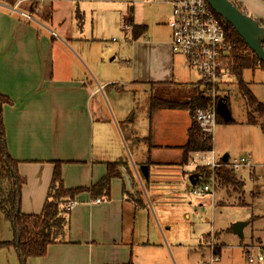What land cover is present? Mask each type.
I'll return each mask as SVG.
<instances>
[{"label":"crops","instance_id":"crops-1","mask_svg":"<svg viewBox=\"0 0 264 264\" xmlns=\"http://www.w3.org/2000/svg\"><path fill=\"white\" fill-rule=\"evenodd\" d=\"M230 1L264 24V0ZM42 2L0 0V93L11 101L3 107L5 144L9 155L19 161V175L26 180L20 211L25 215L42 212L56 162L63 163L66 189L89 188L106 175L108 163H125L142 192L143 207L128 200L121 178L111 181L109 200L82 192L69 211L65 241L50 245L44 257L30 258L26 264H173L172 259L178 264L175 256L184 243L173 231L183 220H190L188 212L194 204L189 198L193 185L188 188L185 176L194 174L198 165L192 167L191 160L204 154L193 153L183 163L181 147L187 141L191 116L184 110L162 109L151 117L148 111L147 134L143 129L134 138L137 132L129 126L123 131V126L136 120V113L128 121L132 108L115 104L109 111L96 100L104 90L123 81L109 79L105 64L92 56L94 39H87L84 23L79 24V15L84 19L85 13L78 9L73 27L69 17H53L49 27L31 15L41 17ZM166 4L170 6L169 20L172 6ZM21 6L24 9L18 10ZM20 12L32 19L20 16ZM138 14L133 24L146 25ZM148 32L147 27L145 35ZM145 35L133 39L132 45L137 55L140 47L145 49L152 62L144 72L133 67L127 85L179 82L177 55L170 47L172 33L164 41ZM151 35L156 36L155 32ZM130 140L133 152L129 154ZM142 141L148 143L146 148H142ZM144 165L148 178L140 170ZM98 199L100 203H95Z\"/></svg>","mask_w":264,"mask_h":264},{"label":"rangeland","instance_id":"rangeland-1","mask_svg":"<svg viewBox=\"0 0 264 264\" xmlns=\"http://www.w3.org/2000/svg\"><path fill=\"white\" fill-rule=\"evenodd\" d=\"M42 1L45 7L41 17L35 13L31 15L49 27L53 17L61 20L69 17L73 27L76 24L78 9L82 14L85 13L84 36L87 39L90 37L94 39L91 42L92 56L101 59L105 64L104 71L109 79L116 80L118 83L123 81V84L112 85L111 90H104L96 100L100 101L101 108H107L109 111L111 108L113 110L116 108L115 104L119 108H132L128 121L135 113L136 120L123 126V131L129 126L135 129L134 133L137 132L134 138L140 135L143 129L147 134L149 123L146 114L150 108L151 98L154 95L160 96L166 89H162V85H127L132 79V68L134 67L137 72L147 71L152 60L148 57L146 50L141 47L137 55L135 45H132V32L125 29V24L131 20L137 23L135 13L138 11V18H143L150 31L145 35L146 38L149 36L150 40L160 41L168 39L171 33L168 23L171 18L168 20L170 6L166 4V0H79L57 4L52 0ZM132 8H134V14ZM21 9L24 7L18 8V10ZM69 12L70 16H68ZM152 32H155L156 36L151 35ZM176 66L180 79L176 84H181L173 86L174 88L182 89L186 96H195L200 89L208 94L207 84L196 70L188 68L181 55L176 56ZM90 68L94 71L91 65ZM243 80L250 84L254 97L264 105V72L260 69L254 72L246 70L243 73ZM198 82L203 83L201 87L198 86ZM216 85L217 97L223 98L229 95L230 111L235 122L217 123L213 134L212 151L219 159L226 154L230 159L245 157L252 167L235 172L237 185H216L213 196L206 194L197 197L190 193L189 198L192 203L194 202L191 211L188 212L190 220L187 222L183 220V224L173 231L181 235L180 239H183L184 243L175 256L178 264H206L210 260V246L220 251L219 262L216 264H250L247 250L251 247L264 250V135L259 125L247 123L246 103L238 92L235 78L228 76L218 81ZM116 92H118L117 95ZM95 103L94 99L93 104ZM131 143L132 140L128 144L131 151L127 148L129 154L133 152ZM141 146L146 148L148 143L142 141ZM144 155L146 157L147 153ZM211 157L212 152L203 154L198 159L196 157L191 160V166L194 167L196 163H207ZM189 175L191 174L185 176L188 188H190ZM205 181L202 175L197 186ZM211 198H213V204H211ZM201 201L202 205L199 204ZM1 217L0 213V242H12L13 228L9 222H3ZM174 219L178 220V216H174ZM239 222L247 223L243 228L242 237L233 232L234 224ZM172 251L175 253L174 246ZM202 254L205 255L202 256ZM172 262L174 264L173 259ZM0 264H20L13 246L0 250Z\"/></svg>","mask_w":264,"mask_h":264},{"label":"trees","instance_id":"trees-1","mask_svg":"<svg viewBox=\"0 0 264 264\" xmlns=\"http://www.w3.org/2000/svg\"><path fill=\"white\" fill-rule=\"evenodd\" d=\"M237 7L243 11L240 6ZM216 16L223 27L226 42L229 46L227 56L229 70L235 78L240 96L246 103L248 111L247 123L259 125L264 135V105L254 97L250 89V84L243 80V73L246 70H252L254 72L260 69L264 72V62L258 59L256 54L251 51L230 24H224L221 17L217 14ZM79 17V24L82 26L83 18L80 15ZM260 24L264 26L263 23ZM125 25L130 27L134 40H138L147 32L146 25H134L133 20L128 21ZM179 84L181 83L176 84L175 82H171L158 84L162 85V89H166V91L164 92L163 90L160 96L154 95L151 98L149 116L152 117L155 112L162 109L184 110L189 113L192 122L187 133V141L181 147L183 151V163H187L191 154L208 153L213 150V136L201 132L194 120V114L197 109H207L211 105V97L203 89H200L195 96H186L182 89L173 87ZM202 84V82H198V86L201 87ZM184 86L186 88L188 87L186 85ZM162 94L163 96H161ZM223 99L226 101L230 110L229 95L224 96ZM9 104H11L10 99L0 93V213L2 221L9 222L14 232V240L12 242H0V250L9 246H13L17 250L16 241L18 236L19 260L21 257L26 263L30 258L44 257L50 245L65 241L66 232L69 228V211L66 210L67 203L74 201L80 193L85 191L89 192L94 199L101 198L109 200L111 198V181L114 178L123 179L125 181L124 191L125 195L128 196V200L138 207H143L142 192L136 188V184L132 181V176L125 163H108L106 175L89 188L66 189L61 170L63 163L56 162L42 212L39 215H25L20 210L17 211L18 196L21 195V189L26 183V180L19 175V161L14 160L4 148L6 144L3 107ZM219 122L225 123L217 115V123ZM234 122L235 120L232 119L228 124ZM146 140L149 141L150 137H147ZM194 174H198L200 177L203 175L206 180L210 176V169L206 166H198ZM125 176L131 182L130 190L127 189L128 186ZM216 180L217 186L237 185L238 183L235 172L223 168L216 170ZM216 252L219 254L220 251L217 250Z\"/></svg>","mask_w":264,"mask_h":264},{"label":"built area","instance_id":"built-area-1","mask_svg":"<svg viewBox=\"0 0 264 264\" xmlns=\"http://www.w3.org/2000/svg\"><path fill=\"white\" fill-rule=\"evenodd\" d=\"M166 2L172 6V16L168 23L172 33L171 51L175 55H181L188 68L196 70L209 87L207 92L211 97V105L207 109H197L194 120L201 132L213 136L218 115L216 83L223 78L233 76L227 61L229 46L225 32L207 0H166ZM19 14L28 20L32 19L29 14L21 12ZM125 29L130 30V27L125 26ZM211 152V160L207 163H198L195 168L196 170L198 166H206L210 169V176L206 181L200 186L192 187L191 193L197 197L206 194L213 196L217 169L236 172L242 168L252 167L245 157L229 158L227 162H223L222 159L215 157L213 151ZM95 203H100V199ZM75 205V201L68 202L66 210L71 211ZM210 247V260L206 264H216L219 262V255L216 252L218 249ZM247 258L250 264L255 262L264 264V250L251 247L247 250Z\"/></svg>","mask_w":264,"mask_h":264},{"label":"water","instance_id":"water-1","mask_svg":"<svg viewBox=\"0 0 264 264\" xmlns=\"http://www.w3.org/2000/svg\"><path fill=\"white\" fill-rule=\"evenodd\" d=\"M212 10L221 17L224 24H230L238 35L244 40L251 51L256 54L258 59L264 62V26H262L257 20L249 16L247 13L239 10V8L230 0H207ZM217 114L223 119L225 123L232 121V114L229 110L226 101L221 98L218 100ZM7 152V147H4ZM7 160V157H6ZM228 155H224L222 158L223 162H227ZM142 175L148 178V167L141 166L140 168ZM127 185L130 187L131 182L127 176H125ZM199 179L198 174H192L189 177L191 185L195 186ZM20 210V196H18L17 211ZM247 223L239 222L234 224L233 232L238 236H243V228ZM17 234V233H16ZM19 237L17 236L16 241V252L20 256ZM21 264H26L24 259L20 257Z\"/></svg>","mask_w":264,"mask_h":264}]
</instances>
